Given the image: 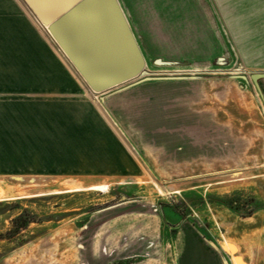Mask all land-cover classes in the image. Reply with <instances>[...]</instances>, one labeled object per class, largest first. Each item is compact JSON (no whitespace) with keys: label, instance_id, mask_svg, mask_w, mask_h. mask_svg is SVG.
I'll list each match as a JSON object with an SVG mask.
<instances>
[{"label":"rangeland","instance_id":"rangeland-1","mask_svg":"<svg viewBox=\"0 0 264 264\" xmlns=\"http://www.w3.org/2000/svg\"><path fill=\"white\" fill-rule=\"evenodd\" d=\"M118 2L143 76L94 92L35 21L48 89L0 98V264H178L188 242L223 264H247L236 245L264 255V210L219 203L264 206V0Z\"/></svg>","mask_w":264,"mask_h":264},{"label":"water","instance_id":"water-1","mask_svg":"<svg viewBox=\"0 0 264 264\" xmlns=\"http://www.w3.org/2000/svg\"><path fill=\"white\" fill-rule=\"evenodd\" d=\"M43 27L73 68L94 92H102L144 75V58L118 0H21ZM160 64V61H156ZM142 78L130 85L150 79ZM246 80L244 76H239ZM250 80L260 95L258 82L264 72ZM46 193L33 194L41 197ZM214 247V245H212ZM215 248V247H214Z\"/></svg>","mask_w":264,"mask_h":264},{"label":"crops","instance_id":"crops-1","mask_svg":"<svg viewBox=\"0 0 264 264\" xmlns=\"http://www.w3.org/2000/svg\"><path fill=\"white\" fill-rule=\"evenodd\" d=\"M44 47L48 51L51 49L50 44L40 33V28L36 25L34 18L29 14L24 4L19 0H0V98L6 97L11 100L18 97L28 98L29 96L33 97L36 90L43 93L44 90L48 89L47 84H44L43 81H38V85L34 81V58L41 55L40 50ZM259 82L263 84L264 80ZM262 89H264V85ZM103 185H107L108 190L112 183ZM87 188L89 187L81 189ZM64 191L69 193V190ZM58 192L63 193V191ZM28 197H31V195ZM262 210H264V206L255 212ZM236 246L237 249L242 250L243 259H241L246 260L247 264H264L262 252L259 254L260 251H257L254 255L252 252L253 257H251L247 247H243V245ZM134 249L137 250L128 249L125 250V253H140L139 250L145 249V247L139 246ZM222 261V254L210 249L206 244L188 242L184 254L178 260V264H223ZM229 261L232 264L231 260Z\"/></svg>","mask_w":264,"mask_h":264},{"label":"trees","instance_id":"trees-1","mask_svg":"<svg viewBox=\"0 0 264 264\" xmlns=\"http://www.w3.org/2000/svg\"><path fill=\"white\" fill-rule=\"evenodd\" d=\"M219 203H221L222 205L226 206L227 208L231 209L233 212H235L236 214H238L239 216L242 217H250L255 211L261 209L262 207L258 206L256 208H253L245 213H241L239 206H234L235 204H233L234 202L232 201H219ZM21 220V216H19L18 218H16L14 220L13 223H16V228L17 230L21 229V228H25L27 225V221L23 222V224H19L18 222Z\"/></svg>","mask_w":264,"mask_h":264},{"label":"bare ground","instance_id":"bare-ground-1","mask_svg":"<svg viewBox=\"0 0 264 264\" xmlns=\"http://www.w3.org/2000/svg\"><path fill=\"white\" fill-rule=\"evenodd\" d=\"M80 190H93V191H100L102 193H105L107 192V185L92 186L87 189H74V191H80ZM226 246L228 247V249L230 248L227 244Z\"/></svg>","mask_w":264,"mask_h":264}]
</instances>
